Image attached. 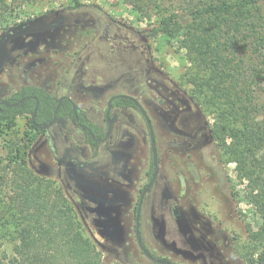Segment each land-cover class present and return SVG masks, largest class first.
<instances>
[{
  "label": "rangeland",
  "instance_id": "374dc122",
  "mask_svg": "<svg viewBox=\"0 0 264 264\" xmlns=\"http://www.w3.org/2000/svg\"><path fill=\"white\" fill-rule=\"evenodd\" d=\"M81 2L87 6L68 9L74 5L72 0H36L14 5L17 8L0 17V37L7 30L5 27L30 19L52 24L65 17L52 28L34 30L8 42V56L0 70V101L31 84L47 89L58 86L54 92L59 97L75 80L76 86H88L86 98L93 97L96 102L94 107L88 104L91 111L101 112L90 121L105 127L103 112L108 97L120 93L136 96L148 111L158 139L163 178L156 189L163 180L169 182L175 203L188 221L181 225L182 232L189 235L191 229L197 242L206 248L192 249L170 210L161 206L157 191L152 209L146 208L142 216L145 241L153 251L180 264H251L250 259L261 264L257 263L261 250L254 249L248 239L251 227L256 230L262 226L259 209L253 202L256 192L247 180L240 178L237 163L224 153L223 139L228 144L231 136L213 137L212 130L220 121L219 103H210L206 93L197 97L198 93L194 96L192 92L199 89L198 82L205 73L195 54L182 47L178 38L141 33L157 23L155 2ZM68 127L73 131H66V136L83 143L86 134L73 122ZM60 128L58 125L57 130ZM122 128L129 138L135 137L134 133L141 137L135 145L138 149L140 144L141 149H129L128 155L141 165L148 163L147 126L135 108L119 113L114 135L101 145V159L123 158L113 144ZM109 145L111 149L107 148ZM23 157L37 176L53 181L71 198L84 236L102 252L105 264H156L137 244L133 202L119 197L123 195L119 185L112 187L115 197L112 201L109 198L113 210L105 208L107 201L102 196L84 194V200L94 203L84 215L71 187L76 188L77 177L86 186L90 179L69 163L63 172L71 185L67 187L62 168L55 162L52 144L42 133L31 130L28 116L17 117L12 128L0 125V210L12 191L11 178L24 163ZM8 231L0 221V260L4 263L14 256L18 243Z\"/></svg>",
  "mask_w": 264,
  "mask_h": 264
},
{
  "label": "trees",
  "instance_id": "16d2710c",
  "mask_svg": "<svg viewBox=\"0 0 264 264\" xmlns=\"http://www.w3.org/2000/svg\"><path fill=\"white\" fill-rule=\"evenodd\" d=\"M33 1L0 0V17L17 8L14 5ZM72 1L74 5L68 9L87 6L81 0ZM150 1L155 2L158 20L141 33L178 38L205 71L199 89H192L194 96L206 93L210 103H219L220 121L212 134L231 136L228 144L223 139L224 153L237 163L240 178L256 192L253 202L262 226L256 230L251 227L248 239L254 249L261 250L257 263L264 264V0ZM140 9L146 12L143 5ZM23 91L36 95L41 102L35 121L49 122L56 104L54 97L40 87H24ZM35 104L30 98L17 107L4 106L0 125L12 128L18 115L32 112ZM115 104L133 105L121 97ZM22 160L11 178L12 191L0 210L2 225L18 243L14 256L7 263L0 260V264H105L102 252L84 236L71 198L53 181L37 176L24 157ZM249 261L256 264L255 259Z\"/></svg>",
  "mask_w": 264,
  "mask_h": 264
},
{
  "label": "flooded vegetation",
  "instance_id": "af4514ba",
  "mask_svg": "<svg viewBox=\"0 0 264 264\" xmlns=\"http://www.w3.org/2000/svg\"><path fill=\"white\" fill-rule=\"evenodd\" d=\"M64 19H65L64 16L55 19L53 25H58L59 23L63 22ZM44 25H46V23L44 24L42 21H38L36 24H34L33 27L35 30H40L39 27ZM76 83L77 82H75V80L72 81L71 84L73 85L67 86L68 88L65 87L66 92L62 93L59 97H57L54 92L57 91L58 86H53L51 89L44 88L43 86L40 85H32V84L21 86L17 91L12 92L11 97L4 99L7 101V104H0V112L2 111V108L4 106L17 107L20 104L24 103L27 99L30 98L34 99L36 104L33 111L25 114H19L18 117L28 116L30 119L31 130L38 133H42L46 141L52 144L53 156L55 158V162L60 164L62 168L61 171L63 174V178L68 188H70L71 185L67 180L68 177L67 174H64L63 172L67 170V165L69 163L75 165V168L77 169L80 175L86 176L90 179L88 180V185L86 186L81 181L82 179L77 177L75 181L76 188L71 187L72 195L74 199H76V205L78 209L84 215H86L87 214L86 209L88 207L93 206L94 203H89L83 199L84 194L89 193L92 195L102 196L103 200L107 201L106 203L107 207L105 208L108 210L110 209L113 210L114 207L113 206L111 207L109 203L110 200L112 201V198L115 197L114 195L115 193L112 192V187L114 186L116 187L115 184L117 183L123 194L119 197L120 198L122 197L123 200L124 198L127 199V202L130 200L133 202V205L131 207L135 219V223H134L135 237H136V215H137L139 201L142 198V204L140 210V232H141L142 242L146 250L150 252L154 257H157L159 259L169 260L171 257L161 255L151 249L149 244L145 241L141 229L143 212L145 211L146 208L152 209V205L154 204L153 203L154 197L157 191L156 184L158 181H160L163 178L160 168V162H159L158 139L156 137V131L153 125V121L148 111L145 110V108L143 107V105L136 96L127 93L114 94L108 97L107 104L103 112V119L106 123V126L104 127L103 125L93 123L90 120L95 116L94 114H99L101 112L96 113V111H91V108L88 106V104L91 107H94L96 105V102L93 97L86 98L88 97L87 96L88 91H86L85 88H87L88 86L79 87L76 86L77 85ZM30 86L43 88L47 93L53 96L56 101L52 118L47 123L46 122L38 123L34 119L39 109V106L41 105V102L36 95L25 94L23 88ZM19 93L24 95L20 98H14L15 95H18ZM118 97H121L123 99H129L130 101H132L133 105L120 106L115 104V100ZM10 99L12 100L11 102L9 101ZM134 100H136L138 105L135 103ZM2 101L3 100H1L0 103ZM62 103H65V105L61 109ZM141 107L146 111L152 123L154 138H155V146H152L150 129L146 121V118L142 113ZM130 108H135L139 110L147 126V131L149 136L150 160L148 163L144 165L139 164L137 162V159L134 160V156L132 157V155H128L129 149H131L132 152L134 151L137 152L138 150L141 149L140 144L138 149L135 147V145L141 141L140 134L134 133L137 137L135 136L129 138L127 135L124 134L123 132L124 128L121 129L119 136L113 141L114 146L117 149H119V150L116 149L114 150H116L117 152L119 151L121 157L123 158L116 159L114 156H112L108 158V160L101 159V155L104 153L101 145L109 141L111 137L114 135V130L116 128L117 118L119 113L127 111V109ZM108 110H109V115L107 116ZM42 115L44 116V114ZM54 119L55 122L52 123ZM69 122H73L80 130H82L86 134L83 143H80L78 139H76L75 137H71V139H69L66 136V131H71V133L73 131L71 128L68 127ZM58 125H60L61 127L59 131L57 130ZM109 131L110 133L108 134ZM107 148L111 149V145H109ZM154 150H156L157 152V157H158L157 165L154 164ZM156 172H157L156 179L150 186H148ZM157 193L160 196L161 206L168 209V211L170 210L169 213H171L173 220H175L178 223L179 230L181 231V233H183L184 236H187V240L191 244L192 249H195L196 251L204 250L206 247L204 246L202 247V245H200L197 242L194 235L191 234V229H190L191 235L190 234L186 235L184 232H182L181 225L187 224L188 221L181 208L175 203V194L171 190L169 182L163 180L161 182V187H159ZM208 246L212 250H215L214 246L212 245H208ZM140 250L145 255L144 251L141 248Z\"/></svg>",
  "mask_w": 264,
  "mask_h": 264
},
{
  "label": "water",
  "instance_id": "95a60500",
  "mask_svg": "<svg viewBox=\"0 0 264 264\" xmlns=\"http://www.w3.org/2000/svg\"><path fill=\"white\" fill-rule=\"evenodd\" d=\"M35 22H38V21L34 20V21L30 22L29 24H26L25 22L21 23V24H17V25H15L13 27L8 28L4 32V34L0 37V70L3 67V65H4V63H5L6 59H7V56H8V48H7L8 42L12 38H14L16 36L24 35V34H27L29 32L34 31V29H32V28H33V26H34L33 24H35ZM53 26H55V25H53V23L52 24H46L44 26L39 27V29H49V28H52ZM134 101L138 105L136 100H134ZM0 104H7V101L3 100ZM141 110H142V113L144 114V116L146 118V121H147L149 129H150V134H151V139H152V146H155V138H154V131H153L152 123H151L146 111L142 107H141ZM35 113H36V110H35ZM108 115H109V110L107 112V116ZM54 122H55V119L52 121V123H54ZM109 133H110V131L108 132V134ZM157 160H158L157 152H156V150H154V164L155 165H157ZM156 177H157V172L155 173L153 179L151 180V182L149 183L148 186H150L154 182ZM141 204H142V198L139 201L137 215H136V238H137V241H138V244H139L140 248L144 251L145 255L148 258H150V260L154 261L157 264H180V263H177V262H174V261H171V260L159 259L157 257H154L150 252H148L146 250V248H145V246H144V244L142 242L141 232H140V210H141Z\"/></svg>",
  "mask_w": 264,
  "mask_h": 264
}]
</instances>
